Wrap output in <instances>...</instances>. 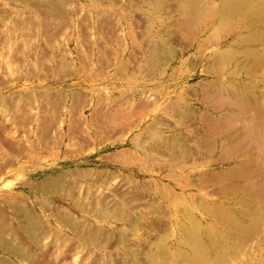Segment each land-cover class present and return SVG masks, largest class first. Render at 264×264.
<instances>
[{
    "label": "rangeland",
    "instance_id": "1",
    "mask_svg": "<svg viewBox=\"0 0 264 264\" xmlns=\"http://www.w3.org/2000/svg\"><path fill=\"white\" fill-rule=\"evenodd\" d=\"M262 36L264 0H0V264H264Z\"/></svg>",
    "mask_w": 264,
    "mask_h": 264
},
{
    "label": "bare ground",
    "instance_id": "2",
    "mask_svg": "<svg viewBox=\"0 0 264 264\" xmlns=\"http://www.w3.org/2000/svg\"><path fill=\"white\" fill-rule=\"evenodd\" d=\"M242 7H243V4H240V5H239V4H236L235 2L230 1V2L226 5L225 10H223V12H222V16L224 17L225 22H226V23H229V22H227V19H226L227 16H226V15H228V14H229V15H232L233 13H238L237 11H238V10L241 11V10H242ZM244 14H245V13H244ZM246 15L248 16V18H249V17H253V16H254L253 19L255 18V14H251V13L248 14V13H246ZM244 16H245V15H244ZM248 20H249V19H248ZM258 23H259V22H258ZM257 26H258V25H257ZM257 26L255 25V23H251V25H250V27H252V28H253V27H257ZM261 26H263V24H262ZM252 28H251V29H252ZM251 37L254 38V35H252ZM251 37H250V38H251ZM261 39L263 40V36H262ZM254 40H256V38H255ZM259 41H260V40H259ZM263 41H264V40H263ZM260 42H261V41H260ZM260 42H259V43H260ZM261 44H262V42H261ZM249 51H251V50H249ZM249 51H248V52H249ZM250 53H251V52H250ZM247 214H248V213H247ZM247 214H246V215H247ZM247 216H249V215H247ZM250 216H252V214H251ZM245 217H246V216H245ZM235 222H236V221H235ZM236 224H238V222H237ZM238 225H239V224H238ZM212 244H213V243H212ZM198 245H199V246H198ZM198 245H197V246H198L197 249H198V252H199L198 254L201 255L200 258L202 259V256H205V255H204V252H208L209 249H208V251H207L206 249H204V247H205L204 245H202V246H201L200 244H198ZM212 246H213V245H212ZM202 247H203V248H202ZM195 249H196V248H195ZM204 250H205V251H204ZM202 253H203V255H202ZM219 253H220V252H219ZM205 254H206V253H205ZM220 254H221V253H220ZM220 254H218V252H217V255H218V256H219ZM220 257L222 258L221 255H220ZM217 258H219V257H217ZM221 258H220V259H221ZM192 259H193V258H192ZM192 259H191V260H192ZM193 260H194V259H193ZM193 260H192V262H193ZM196 260H197V259H196ZM196 260H194V261L196 262ZM195 262H194V263H195Z\"/></svg>",
    "mask_w": 264,
    "mask_h": 264
}]
</instances>
